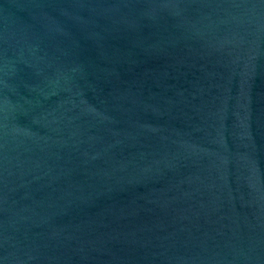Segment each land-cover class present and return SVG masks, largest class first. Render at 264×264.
Here are the masks:
<instances>
[{"label":"water","instance_id":"obj_1","mask_svg":"<svg viewBox=\"0 0 264 264\" xmlns=\"http://www.w3.org/2000/svg\"><path fill=\"white\" fill-rule=\"evenodd\" d=\"M0 264H264V0H0Z\"/></svg>","mask_w":264,"mask_h":264}]
</instances>
